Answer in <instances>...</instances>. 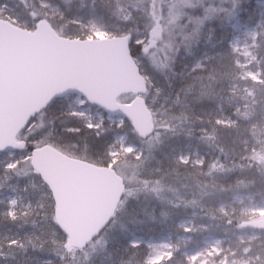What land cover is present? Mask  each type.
<instances>
[{
  "label": "trees",
  "instance_id": "trees-1",
  "mask_svg": "<svg viewBox=\"0 0 264 264\" xmlns=\"http://www.w3.org/2000/svg\"><path fill=\"white\" fill-rule=\"evenodd\" d=\"M43 2L54 7L62 18L56 19L47 11L40 12L38 6ZM159 2L0 0V5L7 4L13 8L16 13L12 19L17 26L31 30L44 17L61 36L81 40L89 38V33L84 30L86 22L80 24L78 21L86 20L88 11L93 10V14L106 25L109 36H131L130 53L132 57H138L141 48L134 42L148 31L149 16L157 9ZM239 18L250 25L256 23V18L249 21L245 13H240ZM212 34L208 43L213 46L209 54L214 57L204 63V69L190 72L179 60L164 75L144 72L147 93L164 98L161 102L165 106L162 108L173 117L166 118V121L172 119L175 124L168 132L161 134L151 155L144 151V157L136 161L133 159L138 178L151 190H141L135 197L126 199L104 230L103 243L96 253L87 257L84 264H146L145 248L132 246L130 238H148L157 230L160 233L163 230L173 231L179 219L188 214L194 215L193 225L196 227L210 224L204 233L223 235V230L229 226H242L241 217H228L217 207L229 203L238 193H264V143L259 139L260 132L264 134V85L248 79H235L225 34L220 31ZM256 56L262 60L264 76V33L261 32H258ZM191 85L198 86V93L196 87ZM232 86L237 87L236 93ZM241 90H244L243 99L240 97ZM197 97L200 98L199 102ZM224 99L233 101L236 110L242 114L243 125L232 115L235 108L224 105ZM218 104H223L222 109L226 114L237 120L233 128L223 130L215 124L219 119ZM41 115H45L47 122L54 125L58 132L57 141H47L57 150L97 166H108V148L120 129L109 127L107 122L97 129H86V122L70 115L60 100H53ZM35 128L34 124L24 134L28 136ZM68 144L75 148L65 150ZM194 149L201 155V164L192 162ZM30 150L28 144L15 155ZM250 150H259V154L253 158ZM186 152H189V158L183 164L178 160V155ZM2 156L0 154V158ZM7 162L0 159V264H40V259H50L52 264H67L70 254L75 251L67 253L62 249L66 237L53 221V204L48 189L33 174L27 161L11 168L6 167ZM7 176L22 178L23 182L30 183L29 187L42 193L44 207L10 216L7 204L2 201ZM247 255L264 256L262 245L252 244ZM247 255L238 249L237 256Z\"/></svg>",
  "mask_w": 264,
  "mask_h": 264
},
{
  "label": "rangeland",
  "instance_id": "rangeland-1",
  "mask_svg": "<svg viewBox=\"0 0 264 264\" xmlns=\"http://www.w3.org/2000/svg\"><path fill=\"white\" fill-rule=\"evenodd\" d=\"M38 8L40 12L47 11L50 16L56 19L62 18V15L47 3H41ZM15 13L9 5H0V19L14 24L15 20L12 19V15ZM240 13L247 14L249 21L256 18V23L250 25L248 22H242L239 18ZM156 18L160 19L161 33L154 49L145 57L139 55L134 58L143 76H145V71L153 72L158 76L164 75L179 60L183 62L182 65H186L190 72L204 69V63L210 62L214 57L209 54V49L213 46L208 43V39L213 35V32L220 31L225 34L232 55L235 79H248L264 85L262 60L256 56L258 32L264 33V0H160L157 9L149 16L148 31L143 36H138L139 39L134 42L135 45H140L141 50L148 43L149 31L156 27ZM40 20H45L48 23L44 17ZM78 22L80 24L86 22L84 30L89 33L88 39L111 37L106 32V25L93 14V10L88 11L86 20ZM57 33L61 35L59 32ZM221 77L224 78L223 75ZM145 78L147 77L145 76ZM193 86L191 85V87ZM195 87L198 93V86L195 85ZM236 88V86L231 88L234 93H236ZM243 91L240 92L241 99H243ZM198 97L197 102L200 100ZM131 99V96H124L119 101L128 103ZM143 99L152 114L155 129L153 135L147 140L138 139L128 121L122 118H107L79 95L60 99L70 115L86 122V129H97L104 122H107L109 127L120 129L113 137V144L108 148L107 154L110 161L108 166L114 169L125 185V193L118 210L121 209L128 197H135L141 190H151L149 185L144 184V181L138 178L135 170L136 163L132 164V161L144 157V151L147 154L152 153L161 134L168 132L175 124L172 119L166 121V118L173 117L162 108L165 106L161 102L163 97L148 92L143 96ZM224 100V105L234 107L232 100ZM222 105L218 104L219 119L215 121V124L220 125L223 130L226 127L233 128L237 120L239 124L240 121L242 125L244 124L242 114L236 110V107H234L235 113L232 114L237 119L234 121L222 109ZM239 109L244 110L241 107ZM34 124L36 128L31 134L26 136L24 131L19 136V139L26 141L31 149L51 145L52 143L47 141L52 142L51 140L59 139L54 125L47 122L45 115L37 114L34 122L30 123L26 131L30 130ZM259 137L261 143H264L262 132ZM71 148L75 147L68 144L65 150H71ZM250 152L253 154V158L259 154V150H250ZM188 153H180L178 160L183 164L186 163L189 158ZM29 157L30 151L25 154L19 152L18 155L11 152L3 153L1 158L7 160L6 167L11 168L22 162L27 161L28 163ZM191 158L194 163L201 164L202 162L201 155L195 149L192 151ZM76 159L80 158L76 157ZM4 181L7 185L5 190H2L4 191L2 201L7 204L10 216L44 207L45 201L42 199V193L29 187L30 183L23 182L22 178L10 176H7ZM30 188H33L32 191ZM217 208L219 212L228 217L233 215L241 217L242 223L262 220L264 219V193H238L232 197L229 203L221 204ZM193 219V214L185 215L179 219L173 231L163 230L162 233L158 230L153 231L148 238L132 236L129 243L132 246L142 247L143 250L145 248L147 254L144 261L146 264H264V256L247 255L252 244L254 246L262 245L264 251V230L245 228L238 224L225 228L223 235L214 236L209 232L204 233V230L210 226L209 223L196 227L193 225ZM103 232L84 249L74 250L79 252H72L67 264H84L87 257L96 253L103 243ZM62 247L66 252V245L64 244ZM238 249H241L247 256H237ZM39 263L52 264V260L40 259Z\"/></svg>",
  "mask_w": 264,
  "mask_h": 264
},
{
  "label": "water",
  "instance_id": "water-1",
  "mask_svg": "<svg viewBox=\"0 0 264 264\" xmlns=\"http://www.w3.org/2000/svg\"><path fill=\"white\" fill-rule=\"evenodd\" d=\"M160 35L150 32L146 56ZM131 36L70 39L45 21L26 30L0 19V153L22 150L18 136L54 99L80 95L110 118L123 117L140 140L154 133L143 95L145 78L130 53ZM131 95L128 103L118 99ZM29 164L53 201V220L66 237V252L82 250L113 220L125 193L109 166L69 157L51 145L33 148ZM264 229V219L243 224Z\"/></svg>",
  "mask_w": 264,
  "mask_h": 264
}]
</instances>
